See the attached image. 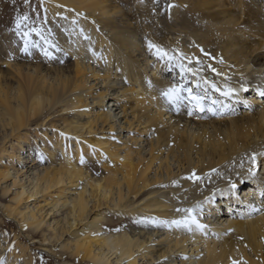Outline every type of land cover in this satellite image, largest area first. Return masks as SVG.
I'll list each match as a JSON object with an SVG mask.
<instances>
[{
	"label": "bare ground",
	"instance_id": "obj_1",
	"mask_svg": "<svg viewBox=\"0 0 264 264\" xmlns=\"http://www.w3.org/2000/svg\"><path fill=\"white\" fill-rule=\"evenodd\" d=\"M163 1L164 10L161 7L153 14L146 12L153 30L145 29L153 35L155 47L147 45L143 49L136 40L140 24L132 26L139 15L122 14L121 18L131 17L125 19L126 23L116 20L119 10L115 0H42L48 16L56 15L75 25L68 28L67 38L64 33H57L56 39L49 36L56 49L62 50L63 58L71 56L74 62L64 69H45L40 63H27L22 46L20 58L11 63L9 45L1 49L0 62L7 63V71L15 81L11 79L14 82L10 83L9 77L0 72V123L11 129L4 139L11 136L17 147L12 143L9 151L6 143L0 144V162L6 156L15 165L23 158L20 145L27 135L21 130L44 109L53 111L63 106L77 117L88 114L92 117L89 123L80 124L82 118L70 119L65 131L70 134L87 130L91 136L95 134L85 139L80 132V138L82 145L93 148L96 157H110L103 165L105 174L93 179L76 165L84 152L78 151L79 158L73 161L67 150L65 159L70 165L63 161L57 172H36L31 182L32 196L48 193L61 183L75 188L73 198L67 197L69 187L59 194L64 197L63 206L71 204L61 235L68 233L64 248L74 257L91 264H115L113 260L117 264H139L140 260L157 261L156 264H264V99L244 90L253 88L251 93L255 95L264 90V0ZM162 10L163 20L158 16ZM152 50L170 73L144 76L151 62L147 53L157 57ZM158 66L157 62L153 69ZM176 68L179 71L174 75L171 70L175 72ZM118 75L131 86L121 85L116 80ZM185 77L195 80L193 87L178 80ZM181 85L197 95L203 91L200 96L208 112H188L187 99L173 103L163 95L169 88ZM111 88L117 90L116 98L108 102ZM227 88L236 91L230 96L222 95ZM138 90H144L146 98ZM133 94L137 95L133 98ZM131 97L136 100L137 110H133L134 105L122 103L123 98ZM137 97L142 98L139 101ZM89 98L97 112L89 109ZM247 100L253 103L236 105ZM189 105L192 110L193 105ZM119 107L123 123L118 118L120 114L114 113ZM129 109L131 120L127 118ZM136 117L138 125L133 126ZM105 130L111 137H96ZM122 131H134L136 135L124 141ZM143 135L150 136L148 151L143 146ZM57 145H61L60 140L52 146L53 151ZM253 155L257 159L255 166ZM3 166L0 179L12 176L8 165ZM193 173L201 179H187ZM243 181L247 184L237 192ZM78 182L83 183L80 192L76 191ZM232 184L237 187L233 189ZM87 185L95 205L102 202L106 211L96 212L82 230L75 232L72 230L76 224L88 217ZM3 192L7 194L9 189ZM23 195L24 191L16 193L17 204ZM240 197L244 202L239 201ZM183 209H193L192 214L206 227L197 230L193 226L188 231L171 225V221L190 215ZM20 211L17 205L6 206L5 215L20 217L21 229L43 225L36 213ZM107 212L118 217L117 223L108 224L117 229L114 234L101 236L98 231ZM141 215L163 220L164 232L157 238L153 237L154 231L147 236L129 233L124 224L139 225L137 217ZM24 251L23 248V255Z\"/></svg>",
	"mask_w": 264,
	"mask_h": 264
},
{
	"label": "rangeland",
	"instance_id": "obj_2",
	"mask_svg": "<svg viewBox=\"0 0 264 264\" xmlns=\"http://www.w3.org/2000/svg\"><path fill=\"white\" fill-rule=\"evenodd\" d=\"M115 1H116L115 4L118 5V10H119V12L116 15L117 17L116 20L120 19L124 23H126L125 19L131 18L128 17L127 15H133V14L139 15V18L133 21L132 26L136 24L137 25L140 24L139 28L140 27L141 28L136 36L137 38L136 40L138 43L140 42L142 44L143 49H145V46L146 48H148L147 45L149 46V44H152L153 42V35L148 32L149 30L146 31L145 28H148L150 30L153 29L151 28L150 25L151 20L149 21L147 19L148 16L146 15V12H148V14L152 12L154 13L155 10H156L155 12H158L161 10V7H163L164 10L165 1L163 0H115ZM163 10L160 13H158V16H160V18L161 16L163 17L161 20L165 19L164 16L162 15L164 14L163 12H165ZM122 14H127V15L124 16V18H121ZM25 15L28 17V20L24 21L21 24V28L18 31L16 29V18L18 16H25ZM139 19L142 21H140ZM66 20L62 17H57L56 15L48 16L42 0H0V41H1L0 52L1 49L4 50V47H6L5 45H9L10 48L8 49L9 51L7 52L9 56L8 58L10 61L12 59L11 63H14L16 62L14 61V58L17 57L20 58L19 56L20 50H23V47L25 46V40L27 39L28 49L30 50H28L27 53L26 51H22L26 53V55L23 58L28 61L27 63L37 62L40 63L45 69H49V68L53 69L54 67H56L58 70L64 69L65 66H67L69 63H73L74 60L71 56H67L63 58L62 50H59L60 51L59 52L58 49H56L55 43L50 41L49 36L52 35V38L54 37L56 39L58 38L56 37L57 33L60 35L64 33L65 35L63 34L64 36L63 35L62 36L64 38H67L68 28L70 29L74 28L75 25L71 26L72 22L69 24V22H67ZM128 21L129 23L132 22V20H128ZM160 25L163 27L164 22H162V24ZM32 29H36L37 31H32ZM24 32H28L30 33V35L28 37H24L23 36ZM12 34H13V38L10 39ZM17 34H19L20 36ZM45 52H47L48 55H45ZM153 53L157 57H154L152 53L150 54L147 53V56H149L148 58L150 59L149 61H151L149 62V69L153 71L154 70L153 68L156 67L157 62L159 66L153 72L148 71L149 69L148 70L146 69L147 74H144V76L146 75L152 77L153 73L159 74L163 71L167 74L170 73V70H167L166 72L165 66L161 62L160 59L161 57L158 56L156 52L153 51ZM0 64H1L0 72L2 74L4 73L3 74L4 76L9 77L8 78L9 82L13 84L15 78L12 75L10 76L9 71H7L9 70L8 65H6L7 63L3 61L0 62ZM178 71H179L178 68H176L175 72L171 70V72L174 75L178 74ZM225 75L228 76V73H226ZM56 76L59 77L58 75ZM11 79L14 81H12ZM116 80L117 81L120 80L119 83L123 86L125 85L128 87L131 86L130 84L126 83L122 79V77L120 78L119 75L116 77ZM178 80L182 81L184 85L190 87H193L195 81L194 79H192V77H190V79H188V77H185L184 80L178 78ZM103 90L105 91L104 88ZM252 90L254 89L253 88L247 89L246 94H251L254 97L264 99V96L260 95V91L255 95V93H251ZM116 92H117L116 89L114 90L111 88L109 90L107 96L108 102L110 99L112 101L113 100L112 98L114 97L116 98ZM201 93L204 94L203 91L200 92V95ZM139 94H141L142 97L144 96V98H146V93L144 92V90L143 91L140 90ZM139 94L138 96H141ZM136 95L133 94V98ZM131 98H129V100L123 98L122 103L123 102L127 103V106L134 105L135 108L133 110H137L135 104L136 100H133V98L131 100ZM137 98L140 101L141 98L140 97ZM209 99L210 97L207 98V101H209ZM88 102L92 103L90 104L89 109H93L94 112H97L98 109L96 108L95 104H93L94 102L93 99L89 98ZM148 102L149 101H146V103ZM252 103L253 102H251V100H247L243 104H236V105L248 106L251 105ZM185 104L187 106L188 112L196 111V110L200 111L199 108L198 109L193 108L191 110L190 107H188L190 106L189 103H185ZM131 110L132 109L128 110V116H127L128 120L132 119L130 115L132 113ZM206 111L207 110H203L202 113ZM85 112L89 113L88 111ZM114 113L120 114L118 118L120 117L119 120H121V123H123L124 119L122 120L123 115L121 112V108L119 107ZM74 116L75 113L73 111L70 110L65 111V108L63 106H57L55 109H53V111L50 110L49 107L47 109H44L43 111L40 112L38 116L33 117L30 120L29 125L27 127H23L21 130L23 134L27 135L26 140L21 141L22 146L20 145L21 147L20 154L22 153L21 155H23V158L19 159V161L17 160L15 165H13L12 164L13 162L8 160L6 156L0 162V169L4 170L3 165L6 166L8 165V167L10 168V172L12 174V176L6 179L4 178L0 179V264H8V263L28 264L29 260H32L29 264H91L88 261H81L79 256L74 257L69 250L64 248V246L68 243L69 236L67 235L68 233L66 235L65 234L61 235V229L65 223L64 222L65 218H68V213L71 208V204L68 203L63 206L62 203L64 201V197L63 195H59V194L62 189L69 187L66 189L68 195L67 197L71 196L70 198H73L76 195V192L74 191L75 188H71L70 186L67 185V183H64V185L61 183L53 187L48 193H39L37 195L32 196V192L34 189H32L33 184H31V182L33 181L32 178H34L36 172L43 173V171H45L46 169H50L52 170V172H57V170H59L57 168H60L61 163L63 161H64L63 163H66L65 165H68L69 162L65 159L66 157L65 154L67 150H69L72 153L71 159L73 161L76 160V156L79 158L78 151L84 152L83 156L80 157L79 161L76 162V165L79 166L80 168H84L86 172L90 173V176H92L93 179L96 178L100 179L102 175L105 174L103 165L108 161H110V157H108L107 159H104L103 156L96 157L92 153V151L95 152L93 148L87 146L86 144L82 145L80 138V135L82 133L84 135L83 138L90 139L91 135L87 132V130L86 131L76 130V132L73 131V133L71 132L70 134H67L65 131L66 123L71 122L72 119L79 120V118L80 119L82 118L79 121L80 124H87L89 123L90 120H92V117L89 116L88 114L84 115V117L83 116L74 117ZM132 122H133V126L134 124H136L137 126L138 125L137 117ZM105 131L104 133H102V131H99L98 132L99 135L97 133L96 137L97 136L102 138L111 137V134H109L107 130ZM10 132H11L10 127H4L1 122L0 144L6 143V147H9V151L11 149L12 143L14 146H16L17 144L16 142H13V140H11V136L8 137V139L6 140L4 139V136L6 134L9 135ZM122 135L126 136V138L124 137L123 140L128 141L127 139L129 138V136L136 135V133L134 131H129V132L122 131ZM148 136L147 135L142 136L143 146L146 147L145 148L146 151H148L149 149L148 144H149L150 136L149 137ZM91 137H95V134L92 135ZM56 140H60L61 145L59 146L57 145L56 146L57 148L55 147V150L53 151L52 146L56 145ZM78 144L80 145L79 146L80 149L77 148ZM99 150L104 151L103 148H99ZM50 152H53L52 156H50ZM82 160L83 162H81ZM54 168L56 169V171H54ZM16 178H18L17 185L14 186L13 184ZM246 184L247 183L243 181L238 186L237 192L241 191ZM82 186L83 183L78 182V187H77L78 190L76 191L80 192ZM5 189H9V192L7 194H4L3 192ZM23 191H24V195L22 197L23 198L22 202L17 204L15 200L16 193H21ZM86 195L89 197V201H90L88 205V217L79 224L77 223L76 227H74L72 231L76 232L82 230V228L88 223V221H90L92 215L94 217V214L95 216L97 214L96 212H98V214H102V212L106 211V208L102 206V202H98L99 205H97L98 203L95 205L96 201L91 198L90 186L88 185H87ZM70 198L68 201H70ZM239 201L244 202V200L241 199V197ZM55 202H57V204L53 206ZM16 205L19 207L20 210H22L20 211L22 213L25 212L36 213L38 217L43 219V225H41L38 229L36 228L34 229L32 226H29L27 229H21L18 225V222H20V217L19 218L16 216L10 217L5 215L6 206H16ZM91 210L92 212H90ZM234 210H236L237 212V209L234 208ZM117 219L118 217L112 216V213L107 212L103 218V223L98 233L101 236L114 234L117 228H109L108 224L117 223L118 221ZM137 220L139 225L133 223L128 225V223L130 222L128 223L126 222L124 224L125 225L124 227L127 229V231H129V233L131 234L139 233L138 234L139 236H141L142 234L147 236L146 234L152 233L154 231L156 234L153 233V237L157 238L158 234L164 232L162 229L163 228L162 225L164 222H162L163 220L159 218L141 215L140 217H137ZM157 231H159V233H157ZM159 247L160 246H155V249L159 250L160 249ZM23 248L25 249L24 251L25 255H23L22 252ZM166 261L167 260H165V262ZM113 262L117 264L115 260H113ZM146 262L140 260L139 264H156L155 262L157 261H153V262L148 261L147 263Z\"/></svg>",
	"mask_w": 264,
	"mask_h": 264
},
{
	"label": "snow or ice",
	"instance_id": "obj_3",
	"mask_svg": "<svg viewBox=\"0 0 264 264\" xmlns=\"http://www.w3.org/2000/svg\"><path fill=\"white\" fill-rule=\"evenodd\" d=\"M28 20V17L25 15V16H18L16 18V29L19 31L20 28H21V24L24 22V21H27ZM32 31H37L36 29H32ZM39 34V33H37ZM30 35V33L28 32H24L23 33V36L24 37H28ZM149 47H155L154 45L152 44H149ZM28 50V40L26 39L25 40V48H24V51L27 52ZM158 53L160 52L159 49H157ZM45 55H48L47 52H45ZM166 55V53H165ZM213 88H215L216 86L213 84L212 85ZM245 91L247 89H244ZM217 91H220L219 89H217ZM236 90L235 89H232V88H227L223 93L222 95L224 96H230L232 95ZM186 92L187 93V96H184L183 93ZM163 95L170 101V102H173V103H178L179 101L181 100H184V99H187L189 101V103H191L193 105L194 108H199L200 111H203L204 110V107H203V97L200 96V95H197L195 93H193L192 89L191 88H184L182 85L181 86H174L172 88H169L167 91H165L163 93ZM260 95L261 96H264V90H261L260 91ZM217 103V101H213V104ZM225 107H227L225 105ZM210 111H214L213 109H209ZM261 155H264V153H262ZM252 163L253 165L255 166L256 165V162H257V159H256V156L253 155L252 156ZM83 162V160L81 161ZM249 172L252 174V175H255V171L254 169H249ZM187 179L189 180H199L201 179L200 177H198L195 173H193L191 176L187 177ZM237 187L236 184H232V188L235 189ZM178 211H180L178 209ZM184 212L186 213H189L190 215L186 216L183 220H173L171 221V225H175L176 227H184L186 228L188 231H192L193 230V226H195V229L197 230H203L206 226L201 224L199 222V220L197 219V216L195 214H192L194 212L193 209H183ZM170 225V226H171Z\"/></svg>",
	"mask_w": 264,
	"mask_h": 264
}]
</instances>
